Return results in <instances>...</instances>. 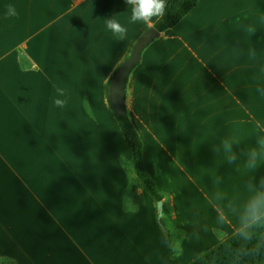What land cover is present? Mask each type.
<instances>
[{"label": "crops", "instance_id": "1", "mask_svg": "<svg viewBox=\"0 0 264 264\" xmlns=\"http://www.w3.org/2000/svg\"><path fill=\"white\" fill-rule=\"evenodd\" d=\"M112 16L122 40L106 28ZM129 19L124 0H0V211L15 205L11 190L23 195L1 217L0 253L18 264H168L155 202L124 170L107 106V81L152 26ZM125 107L163 204L175 213L187 183L208 209L194 227L179 222L184 251L238 231L251 188H264V0H198L143 50Z\"/></svg>", "mask_w": 264, "mask_h": 264}, {"label": "trees", "instance_id": "2", "mask_svg": "<svg viewBox=\"0 0 264 264\" xmlns=\"http://www.w3.org/2000/svg\"><path fill=\"white\" fill-rule=\"evenodd\" d=\"M197 2L198 0H183L182 4H180V10L177 11L176 0H169L168 11L163 20H156L151 27H154L159 33L173 28L196 6ZM111 77L105 86L107 96ZM109 108L129 150L130 158L122 164L124 170L135 177L143 190L155 203L163 200V194L157 189L154 181L144 168L143 143L127 115L126 107L125 114L121 116H116L110 105ZM166 203L164 201L163 209ZM163 232L164 235L166 234L165 238L169 254L168 264H171L175 257V252L172 251L168 240L171 232L165 228ZM0 264H18V262L0 253ZM187 264H264V227L251 229L247 237L240 235L238 230Z\"/></svg>", "mask_w": 264, "mask_h": 264}, {"label": "clouds", "instance_id": "3", "mask_svg": "<svg viewBox=\"0 0 264 264\" xmlns=\"http://www.w3.org/2000/svg\"><path fill=\"white\" fill-rule=\"evenodd\" d=\"M130 9L129 23H143L145 25H153L154 20H163L166 12L168 11L169 0H124ZM183 0H176V10H180V4ZM8 15L15 16L16 11L13 6H8ZM106 28L119 39H124L127 35V28L122 25L113 16L107 18L105 21ZM59 95L63 96L64 91L57 89ZM54 104L57 107L63 108L66 105V100L55 99ZM262 148H264V139L259 141ZM225 149L231 152V145L226 143ZM261 158V153L255 149L251 150L248 154L247 166L250 169L257 167V162ZM235 160V156H230L229 162ZM252 194L243 205L239 214V234L247 237L250 230L256 227H264V188H251ZM128 201L126 208L129 210L135 207L134 202L130 196H126ZM223 217L218 216V223L223 224Z\"/></svg>", "mask_w": 264, "mask_h": 264}, {"label": "rangeland", "instance_id": "4", "mask_svg": "<svg viewBox=\"0 0 264 264\" xmlns=\"http://www.w3.org/2000/svg\"><path fill=\"white\" fill-rule=\"evenodd\" d=\"M252 21L254 22L255 18H252ZM107 106H108L109 112L111 113L108 102H107ZM107 106L105 104L106 109H107ZM103 114L105 115L104 111H103ZM111 115H112V113H111ZM110 117H111V123H112L113 127L117 128L116 124H115L116 121L114 122V117H112V116H110ZM123 144L126 147L125 142H123ZM132 182L138 183L135 178H132ZM183 185H184V187L181 185L178 190H175V193L179 194L178 202H177V205L175 207L177 213L176 212L174 213V211L172 212L173 209H171V207L169 208L168 201L165 199V202H167V203L164 206V209H163L164 217L160 223V225H161L160 227H163V228H160L161 231H163L164 228L167 231H169V229L171 230V233L168 237V240H169V243L171 245L172 251L175 252V257L172 260L171 264H176L175 263L176 260L179 261L178 264H183L187 260H189L193 257L196 258L208 250L207 247H203L204 246L203 244L198 245L197 243H193L185 251L183 249V242L185 240L186 231L179 226V222L182 221L183 223L187 224L188 226L194 227V226L198 225L199 223H201L202 221H206L208 219V214H207L208 209L205 205H203L201 203L197 189L195 187H193L192 185L187 184V183H183ZM144 193H146V192L144 191ZM167 194L168 193H165V196ZM22 197H23V195L20 193L18 201H17V199L13 195V191L11 190L9 195H8L9 202L14 203L15 205L7 204V206H3L1 208V211H0V219H1V217H4V215H6L7 211L20 209L21 207L19 205H17V202H21ZM140 202L141 201H139V203ZM153 205H154L155 210H156V203H154ZM169 209H170V212H169ZM168 213H169V215H168ZM172 215H176V219L171 220L170 217ZM155 217H156V222H157V212H156ZM3 225H4V221L1 219L0 220V234H2ZM165 236H166V234H165Z\"/></svg>", "mask_w": 264, "mask_h": 264}, {"label": "water", "instance_id": "5", "mask_svg": "<svg viewBox=\"0 0 264 264\" xmlns=\"http://www.w3.org/2000/svg\"><path fill=\"white\" fill-rule=\"evenodd\" d=\"M159 36L154 27L143 31L131 47L127 58L119 65L112 75L108 86V103L116 116L125 114V82L127 76L136 67L142 56V52L149 44ZM157 225L160 227L163 217V200L156 202ZM163 228V227H160Z\"/></svg>", "mask_w": 264, "mask_h": 264}]
</instances>
